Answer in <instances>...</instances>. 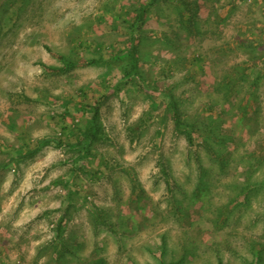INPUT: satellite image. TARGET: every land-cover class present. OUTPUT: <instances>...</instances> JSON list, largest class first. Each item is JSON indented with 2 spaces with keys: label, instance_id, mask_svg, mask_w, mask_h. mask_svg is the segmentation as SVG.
Returning <instances> with one entry per match:
<instances>
[{
  "label": "rangeland",
  "instance_id": "rangeland-1",
  "mask_svg": "<svg viewBox=\"0 0 264 264\" xmlns=\"http://www.w3.org/2000/svg\"><path fill=\"white\" fill-rule=\"evenodd\" d=\"M149 1L0 0V264H264V0H152L125 79Z\"/></svg>",
  "mask_w": 264,
  "mask_h": 264
},
{
  "label": "trees",
  "instance_id": "trees-1",
  "mask_svg": "<svg viewBox=\"0 0 264 264\" xmlns=\"http://www.w3.org/2000/svg\"><path fill=\"white\" fill-rule=\"evenodd\" d=\"M151 4H152V0H150L148 2V4L144 5L143 7L139 8V10H138V16H137V19L135 21L132 32H131V36H132L131 37V44H130L129 50L126 53V55L128 57V61L130 63L129 64L130 68L126 71V74L124 75L125 79H131L134 77H138V78L141 77L139 65H138V61H139V59H138V43L140 41L139 40L140 36L138 37V34L141 33V30H142L141 27H142V23L144 22L145 14L148 11V8L151 6ZM101 49L102 48L100 46H97L96 51L98 53H100ZM61 58H63V57H61ZM201 61H202L201 59H198V62H201ZM65 62L67 63L68 67L74 66V64L72 62H69V61H65ZM95 63H99V60L98 59L97 60H90L88 62V64H95ZM171 104H172V107L174 109L175 123L177 126H180L181 128H183L185 125L183 124L181 119L177 116L178 113L176 111V109H177L176 104L174 101H172ZM92 111H93V118H92L93 125L84 131L83 138H82V140H80V143H84L86 146H88L90 144V142L95 139V137L97 135L98 127H97V124H95V123H96V119L100 113V106L98 105L96 107H93ZM258 256L261 258L260 254H258Z\"/></svg>",
  "mask_w": 264,
  "mask_h": 264
}]
</instances>
